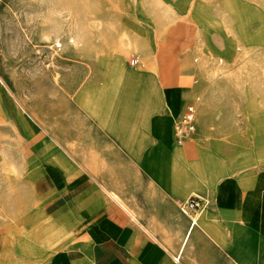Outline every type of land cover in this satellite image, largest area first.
Wrapping results in <instances>:
<instances>
[{
    "label": "rangeland",
    "instance_id": "rangeland-1",
    "mask_svg": "<svg viewBox=\"0 0 264 264\" xmlns=\"http://www.w3.org/2000/svg\"><path fill=\"white\" fill-rule=\"evenodd\" d=\"M109 75L127 92L98 94ZM197 95L201 133L175 146L203 177L179 204L264 172V0H0V264H52L67 243L34 184L46 165L66 157L119 201L113 153L148 150Z\"/></svg>",
    "mask_w": 264,
    "mask_h": 264
},
{
    "label": "crops",
    "instance_id": "crops-1",
    "mask_svg": "<svg viewBox=\"0 0 264 264\" xmlns=\"http://www.w3.org/2000/svg\"><path fill=\"white\" fill-rule=\"evenodd\" d=\"M199 100L189 103L198 107ZM185 108L147 129L148 150L113 153L123 160L115 174L125 185L112 190L126 207L66 157L44 167L34 182L38 196L45 212L67 218L68 227L67 243L52 264H264V172L219 184L217 195L192 194L210 198L200 213L181 209L180 200L203 177L201 165L193 171L187 162L185 145L182 166L175 164L174 116ZM200 133L197 123L193 137ZM124 141L137 143L135 136ZM128 160L143 162L139 168Z\"/></svg>",
    "mask_w": 264,
    "mask_h": 264
},
{
    "label": "built area",
    "instance_id": "built-area-1",
    "mask_svg": "<svg viewBox=\"0 0 264 264\" xmlns=\"http://www.w3.org/2000/svg\"><path fill=\"white\" fill-rule=\"evenodd\" d=\"M174 137L177 142H181L188 137H193L197 132V107L194 103H189L184 111L174 116L173 124ZM209 205L207 198L200 195H192L181 205V209L188 213L190 211L202 212ZM196 219H192L194 224Z\"/></svg>",
    "mask_w": 264,
    "mask_h": 264
},
{
    "label": "bare ground",
    "instance_id": "bare-ground-1",
    "mask_svg": "<svg viewBox=\"0 0 264 264\" xmlns=\"http://www.w3.org/2000/svg\"><path fill=\"white\" fill-rule=\"evenodd\" d=\"M125 84V85H124ZM130 84L129 82H128V80L125 78V77H122V75L120 76V78H119V85H114V82L111 80V78H110V75L108 76V80L106 79V81H105V84H103L102 86H98V85H96L95 86V89L97 90V93L98 94H102V93H105L108 89H116V91H120V93H121V95L123 94L122 92H123V90H124V93H126L127 92V90L126 89H124V88H126V86H128V85ZM82 94H83V92H82V90H79L78 91V93H77V95H76V100L78 101V103L79 104H81V98H82ZM114 100L113 99H111V102H113ZM168 111V110H167ZM152 120V119H151ZM152 123V122H151ZM183 149H185L184 148V146H177L176 148H175V164H177V165H179V167L180 166H182L181 165V163L184 161V159H183V156H182V150ZM262 149V148H261ZM263 151V150H262ZM181 170V169H180ZM199 172H197V174H198ZM180 177H182V176H180ZM114 198H116L117 200H119V202L121 203V204H123L121 201H120V199H119V196L116 194V193H114V196H113ZM124 205V204H123ZM125 206V205H124ZM126 207V206H125Z\"/></svg>",
    "mask_w": 264,
    "mask_h": 264
}]
</instances>
